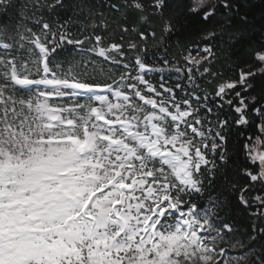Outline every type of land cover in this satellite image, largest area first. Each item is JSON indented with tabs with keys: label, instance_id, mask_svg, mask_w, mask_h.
<instances>
[{
	"label": "snow or ice",
	"instance_id": "snow-or-ice-1",
	"mask_svg": "<svg viewBox=\"0 0 264 264\" xmlns=\"http://www.w3.org/2000/svg\"><path fill=\"white\" fill-rule=\"evenodd\" d=\"M164 6L153 0V9ZM217 6L233 7L230 0H192L189 11L209 22ZM13 7V0H0L5 12ZM107 7L124 17L119 41L136 33L127 49L115 39L105 46L95 24L92 33L80 29V38L71 16L56 30L44 19V10L102 15L88 0L25 3L10 42L0 41V264H230L214 260L226 254H217V238L235 232L220 218L223 202L209 197L201 210L191 197L207 191L205 178L209 186L218 179L209 152L226 162V104L235 125L260 120L261 135L243 144L258 170L238 166L230 188L264 223V94L245 95L264 76V44L244 53L254 56L253 67L237 63V78L220 82L218 99L210 100L199 80L216 75L206 66L215 58L211 48L199 59L185 57L199 66L198 77L189 68L185 82L169 84L163 66L146 62L144 42L155 33L128 27L147 20L145 0H109ZM29 19L38 32L26 26ZM101 24L106 30L107 21ZM215 36L209 31L206 39ZM229 38L241 48L247 42L238 30ZM150 73H160L158 86ZM257 184L261 194L248 199ZM252 231L264 239V227L253 223ZM233 247L240 250L236 264H264V247Z\"/></svg>",
	"mask_w": 264,
	"mask_h": 264
},
{
	"label": "trees",
	"instance_id": "trees-1",
	"mask_svg": "<svg viewBox=\"0 0 264 264\" xmlns=\"http://www.w3.org/2000/svg\"><path fill=\"white\" fill-rule=\"evenodd\" d=\"M33 0H13L14 7L8 9L6 12L0 9V41H7L9 35H14L19 21V15L25 14L23 6L25 3L31 4ZM44 2V0H40ZM71 2V0H68ZM109 0H88V3L95 8L97 13L102 15L97 16L95 19H85L84 16L73 14L72 12L61 11L59 15L49 14L44 10V19L53 24V30H56L59 24L71 16L72 18V31L75 35L83 38L80 29H85L86 34L93 32L92 25L95 24V34H100L105 37L104 45L106 46L112 39L117 40L125 45L127 49V42L130 38H135L136 33L131 32L125 35L123 41H119L118 23L122 22L124 17L119 13L110 11L107 7ZM222 3V0H220ZM147 10L145 15L146 21L129 22L128 27L131 29L135 27L137 31L146 29L149 33H155V36L149 35L144 42L147 46L149 57L147 63L156 67H164V76L167 78L169 84L176 82H185L188 69L191 68L194 75L199 76L197 65L188 63L185 57H192L199 59L201 56H206L204 52L206 47L212 49L214 59L210 58L211 63L206 64L210 70L216 73L213 77H208L206 80H199L202 93H207L210 100H217L214 91L220 82L235 80L239 74V69L236 64L241 60H248L244 66L253 67L251 60L254 56L249 58L244 53L250 49L264 44V0H230L232 4L231 11L217 6L216 14L209 22H204L201 19L203 13L199 15L189 11L192 0H164V7L162 9H153V0H145ZM211 3L217 4V0H211ZM28 17L32 16L31 9L26 10ZM39 16V13H37ZM241 17H246V23L241 22ZM107 21V28L101 24V20ZM28 27H33L34 31H39L34 27L32 21H27ZM24 25H20V30H23ZM166 29H169L166 31ZM244 33L245 45L241 48L235 46V42L229 38V35L234 31ZM214 31L216 36L214 39H206L208 32ZM10 42V41H7ZM3 50L0 49V52ZM164 59L169 63L163 65ZM202 63H204L202 61ZM176 69H180L179 72ZM255 70V69H253ZM202 72V68L199 69ZM150 78L154 84H159L160 73H151ZM253 87L245 95L250 99L251 96H259L264 94V76H258L257 79L252 81ZM239 91V89H237ZM264 102V101H262ZM228 114L230 128L225 130L227 141L224 145L223 151L227 152L226 162H221L219 153L209 152V158H215L220 172L218 179L211 186L205 178L206 192L193 195L191 200L201 209L205 205H209V197L219 199L223 202L222 211H220V218L226 220L228 223L235 226V232L227 234L228 239L233 246L237 241H243L246 245L259 250L264 247V239L256 235L252 231L253 223H256L257 228L264 227V223L255 221L251 216V210H245L244 206L240 204L239 191H232L230 185L237 182L236 169L238 166L248 164L250 168L255 167L258 170V164L252 165L251 161L246 157L243 144L251 140L255 143L256 137L260 136L258 125L260 120L251 118L247 125H235L233 120L235 113L226 104L220 119H224ZM203 115V113H201ZM254 116V114H253ZM239 129V131H237ZM239 148V151H238ZM259 150L264 151V144L259 145ZM243 185L244 181H239ZM228 185V186H226ZM260 185L257 184L252 187L248 193L247 198L260 195ZM189 199V197H185ZM255 207V205H253ZM238 249V248H237ZM240 250L238 249V252Z\"/></svg>",
	"mask_w": 264,
	"mask_h": 264
},
{
	"label": "rangeland",
	"instance_id": "rangeland-1",
	"mask_svg": "<svg viewBox=\"0 0 264 264\" xmlns=\"http://www.w3.org/2000/svg\"><path fill=\"white\" fill-rule=\"evenodd\" d=\"M210 2H211V0H210ZM223 244L226 245L227 242H223ZM220 246H221L220 244H216V249H218ZM217 254H219V252H217ZM237 258H238V256L233 255L230 257V255H228L227 253L222 257L224 262H230V264H236ZM219 259L220 258L214 259V260H219ZM241 264H242V262H241Z\"/></svg>",
	"mask_w": 264,
	"mask_h": 264
}]
</instances>
